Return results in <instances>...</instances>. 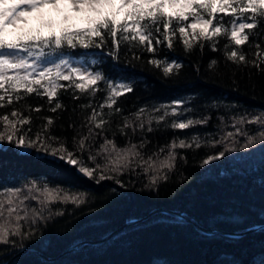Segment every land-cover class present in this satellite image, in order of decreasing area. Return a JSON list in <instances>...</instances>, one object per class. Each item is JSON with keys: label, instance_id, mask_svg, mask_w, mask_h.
<instances>
[{"label": "trees", "instance_id": "obj_1", "mask_svg": "<svg viewBox=\"0 0 264 264\" xmlns=\"http://www.w3.org/2000/svg\"><path fill=\"white\" fill-rule=\"evenodd\" d=\"M9 49L80 61L94 79L0 85V264L27 247L55 256L160 207L204 228H259L205 235L159 212L54 261L9 264H264V4H133L84 28L0 30Z\"/></svg>", "mask_w": 264, "mask_h": 264}, {"label": "rangeland", "instance_id": "obj_2", "mask_svg": "<svg viewBox=\"0 0 264 264\" xmlns=\"http://www.w3.org/2000/svg\"><path fill=\"white\" fill-rule=\"evenodd\" d=\"M189 0H0V30L14 33L24 30L37 23L44 32L58 31L60 28L72 30L84 28L105 17L116 19L124 8L139 3L161 4L167 11L188 6ZM224 1V0H219ZM264 4V0H258ZM207 29L209 23L198 19L192 23ZM241 25H234V34L241 37ZM75 73L85 80H93V75L85 65L68 57L43 58L24 56L16 49L0 51V85L7 78H14L16 82L30 84L52 74L71 75ZM53 85V82H50ZM1 146V141H0ZM20 152L27 153L30 147L19 143ZM74 163L73 161L71 162ZM22 200V199H20ZM5 220H2V222Z\"/></svg>", "mask_w": 264, "mask_h": 264}, {"label": "water", "instance_id": "obj_3", "mask_svg": "<svg viewBox=\"0 0 264 264\" xmlns=\"http://www.w3.org/2000/svg\"><path fill=\"white\" fill-rule=\"evenodd\" d=\"M159 212L160 213H166V214L174 216V217L185 219V220L191 222L196 227V229L199 232H201V233H203L205 235L222 234V235H226V236L235 237V236H242V235H244V234H246V233H248L250 231H254L257 228H259V226L257 225V226L250 227V228H248V229H246L245 231H242V232H227V231H222V230H218V229L204 228V227L200 226L194 219L184 216L183 212H181V211H176V210H171V209H168V208L160 207V208H156V209L152 210L147 215H144V216H142L139 219H132V220H129V221L125 222L124 224H122L121 226H119L118 228L113 230L110 234H108V235H106L104 237H101V238L96 239V240H83V241H80V242H78L75 245H72V246H69V247L65 248L64 250H62L60 253H58L55 256H47V255H44L42 252H40L37 248L27 247V248L19 251L18 253H16L14 256H12L5 264H9L11 261L16 259L21 254H24V253H27V252H35L36 254H38L45 261H54L56 259H59L63 255L76 250L80 245L102 243L103 241L110 239L112 236H114L116 233H118L120 230L126 228L127 226H129L131 224H134L136 222L142 221V220L150 217L151 215H153L155 213H159Z\"/></svg>", "mask_w": 264, "mask_h": 264}]
</instances>
